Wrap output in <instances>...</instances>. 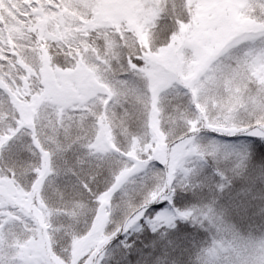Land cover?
<instances>
[{
	"label": "snow or ice",
	"instance_id": "6c2138e0",
	"mask_svg": "<svg viewBox=\"0 0 264 264\" xmlns=\"http://www.w3.org/2000/svg\"><path fill=\"white\" fill-rule=\"evenodd\" d=\"M0 264H264V0H0Z\"/></svg>",
	"mask_w": 264,
	"mask_h": 264
}]
</instances>
